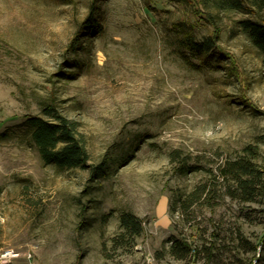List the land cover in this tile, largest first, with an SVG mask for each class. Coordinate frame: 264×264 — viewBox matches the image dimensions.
<instances>
[{
  "label": "rangeland",
  "instance_id": "374dc122",
  "mask_svg": "<svg viewBox=\"0 0 264 264\" xmlns=\"http://www.w3.org/2000/svg\"><path fill=\"white\" fill-rule=\"evenodd\" d=\"M91 1L0 0V249L20 254L13 264H264L252 252L260 205L227 196L220 172L247 146L264 158L253 112L264 113V56L240 31L244 16L210 9L238 82L228 62L183 49L191 24L198 40L214 30L174 0L101 1L102 31L72 52ZM66 62L76 67L61 79ZM48 102L77 124L90 164L108 162L107 177L43 163L20 125ZM124 211L143 221L134 246L114 243ZM172 240L191 255H174Z\"/></svg>",
  "mask_w": 264,
  "mask_h": 264
},
{
  "label": "trees",
  "instance_id": "16d2710c",
  "mask_svg": "<svg viewBox=\"0 0 264 264\" xmlns=\"http://www.w3.org/2000/svg\"><path fill=\"white\" fill-rule=\"evenodd\" d=\"M64 4L73 5L74 0H60ZM103 0H92L89 11L85 19L79 23L73 41L69 44L72 52L78 50V42L84 38L91 37L94 33L102 31V25L97 20L100 12V2ZM192 5L195 8L193 15L203 17L208 26L214 30L202 40L195 36L196 24H191L190 29L184 34L181 45L187 53L193 57L203 60V63L210 62L216 56L219 61L229 63V72L236 77L238 82L243 76L236 67V61L219 46L223 28L219 26L216 16L210 11L216 10L219 14L235 13L244 16L237 22L242 33L247 35L256 48L264 56V0H174ZM197 12L199 14H197ZM183 57L189 61V57L183 53ZM66 62L63 65L61 79L72 78L73 73L64 69L70 66ZM256 116L264 113L253 109ZM29 137L31 144L38 151L41 160L46 165H54L58 169L87 170L90 173V180L97 181L108 175L109 164L102 160L99 164H90V154L86 143L78 131L77 124L58 112L54 104H44L42 115H29L20 125ZM255 146H247L244 154L240 158L229 161L223 168L221 174L226 179L231 180V188L225 192L233 200H238L243 204H259L260 211L264 219V158ZM264 157V156H263ZM2 188L0 187V195ZM205 193V188L199 186L191 195L189 200L193 202L199 200ZM195 198V199H194ZM194 199V200H193ZM189 202V204H190ZM121 233L115 239V245L123 246L128 242L134 246V242L140 238L144 232L143 221L134 213L124 211L120 215ZM172 252L180 259H186L191 255L193 248L183 240H172ZM258 249L264 253V232L260 238L258 246L252 247L254 257ZM181 250V254L177 251ZM260 253V252H259ZM258 253V254H259Z\"/></svg>",
  "mask_w": 264,
  "mask_h": 264
},
{
  "label": "built area",
  "instance_id": "2783aa9c",
  "mask_svg": "<svg viewBox=\"0 0 264 264\" xmlns=\"http://www.w3.org/2000/svg\"><path fill=\"white\" fill-rule=\"evenodd\" d=\"M20 254L15 253L14 251H4L0 249V264H13L14 261L19 259ZM29 259L31 258V255L28 256Z\"/></svg>",
  "mask_w": 264,
  "mask_h": 264
}]
</instances>
